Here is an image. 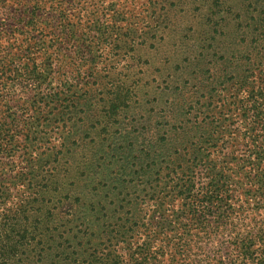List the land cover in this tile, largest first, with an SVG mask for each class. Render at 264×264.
<instances>
[{"label": "rangeland", "instance_id": "obj_1", "mask_svg": "<svg viewBox=\"0 0 264 264\" xmlns=\"http://www.w3.org/2000/svg\"><path fill=\"white\" fill-rule=\"evenodd\" d=\"M88 4L84 13L91 10L99 39L59 58L56 78L43 87L54 104L28 106L27 120L20 115L34 123L37 139L33 163L28 156L13 159L16 172H28L19 189L30 191L18 213L33 237L18 264H71L76 253L102 245L92 240L120 237L118 225L132 221L137 229L153 203L166 200V183L184 171L167 154L155 155L157 143L172 140L175 153L185 155L183 143L194 137L182 130L206 124L223 128L214 133L213 150L243 148L252 85L264 84V0ZM5 5L0 30L8 29L13 43L15 5ZM70 100L57 115L55 104Z\"/></svg>", "mask_w": 264, "mask_h": 264}, {"label": "trees", "instance_id": "obj_2", "mask_svg": "<svg viewBox=\"0 0 264 264\" xmlns=\"http://www.w3.org/2000/svg\"><path fill=\"white\" fill-rule=\"evenodd\" d=\"M7 1L15 5L11 16L17 22L10 30L18 37L10 43L8 29L0 30V264H18L33 237L18 213H24L22 196L30 191L19 189L28 172H16L13 159L28 156L33 163L37 139L34 123L20 115L28 106L54 104L53 93L43 87L46 79L56 78L59 58L82 53L99 38L92 34L91 10L84 13L86 5L92 6L89 0H0V9ZM65 78L57 83L62 86ZM249 97L251 117L248 132L241 133L247 138L243 148L236 145L227 154L213 150L219 146L214 136L218 130L206 124L182 130L183 137H194L183 143L185 155L175 153L172 140L157 143L155 155L167 154L173 166L179 162L184 170L182 177L166 183V200L153 203L149 218L138 221L137 229L132 221L118 225L120 237L94 239L92 245H102L96 243L86 255L76 253L69 262L264 264V84H253ZM71 104H55L57 115Z\"/></svg>", "mask_w": 264, "mask_h": 264}]
</instances>
